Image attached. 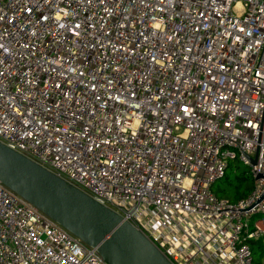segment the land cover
<instances>
[{"label": "built area", "instance_id": "obj_1", "mask_svg": "<svg viewBox=\"0 0 264 264\" xmlns=\"http://www.w3.org/2000/svg\"><path fill=\"white\" fill-rule=\"evenodd\" d=\"M0 143L171 264H264V0H0ZM0 264L106 263L0 183Z\"/></svg>", "mask_w": 264, "mask_h": 264}, {"label": "water", "instance_id": "obj_2", "mask_svg": "<svg viewBox=\"0 0 264 264\" xmlns=\"http://www.w3.org/2000/svg\"><path fill=\"white\" fill-rule=\"evenodd\" d=\"M247 159L256 164L255 159ZM0 183L83 244L96 248L106 264H171L143 233L115 212L1 143Z\"/></svg>", "mask_w": 264, "mask_h": 264}, {"label": "trees", "instance_id": "obj_3", "mask_svg": "<svg viewBox=\"0 0 264 264\" xmlns=\"http://www.w3.org/2000/svg\"><path fill=\"white\" fill-rule=\"evenodd\" d=\"M246 166L240 160L231 161L222 179L212 186V193L220 200L238 203L246 199L254 189V180L248 172L242 173ZM253 264H262L263 248L259 242H252Z\"/></svg>", "mask_w": 264, "mask_h": 264}, {"label": "rangeland", "instance_id": "obj_4", "mask_svg": "<svg viewBox=\"0 0 264 264\" xmlns=\"http://www.w3.org/2000/svg\"><path fill=\"white\" fill-rule=\"evenodd\" d=\"M246 171H247V169H245V168L242 169V173H244ZM262 257H263V255H262Z\"/></svg>", "mask_w": 264, "mask_h": 264}]
</instances>
